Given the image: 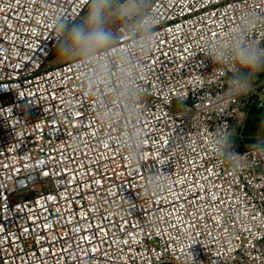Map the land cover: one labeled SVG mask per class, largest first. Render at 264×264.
Returning <instances> with one entry per match:
<instances>
[{"label":"built area","instance_id":"built-area-1","mask_svg":"<svg viewBox=\"0 0 264 264\" xmlns=\"http://www.w3.org/2000/svg\"><path fill=\"white\" fill-rule=\"evenodd\" d=\"M110 3L53 64L91 0H0V264H264V74L229 96L221 55L264 50V0Z\"/></svg>","mask_w":264,"mask_h":264},{"label":"clouds","instance_id":"clouds-1","mask_svg":"<svg viewBox=\"0 0 264 264\" xmlns=\"http://www.w3.org/2000/svg\"><path fill=\"white\" fill-rule=\"evenodd\" d=\"M111 7L110 0H91V4L85 13L82 24L73 25L68 29L69 35L62 49L57 51L59 58L71 56L88 57L98 50L105 48L113 39L111 30L108 27V13ZM140 8V4L133 0L123 11L126 14H134ZM151 24H156L152 20ZM60 27L67 26L61 24ZM149 24H145L147 29ZM152 39L151 36L148 37ZM230 64L234 67L231 78V85L228 89L229 96H243L252 90L255 79L264 74V50L252 44L237 42L227 53ZM66 62L71 63L70 60ZM226 132V131H225ZM219 139V137H217ZM231 138L225 135L224 146L227 147ZM219 155L224 153L218 149ZM231 151V149H229Z\"/></svg>","mask_w":264,"mask_h":264},{"label":"trees","instance_id":"trees-1","mask_svg":"<svg viewBox=\"0 0 264 264\" xmlns=\"http://www.w3.org/2000/svg\"><path fill=\"white\" fill-rule=\"evenodd\" d=\"M264 135V109L252 108L248 115L244 136L253 138Z\"/></svg>","mask_w":264,"mask_h":264},{"label":"rangeland","instance_id":"rangeland-1","mask_svg":"<svg viewBox=\"0 0 264 264\" xmlns=\"http://www.w3.org/2000/svg\"><path fill=\"white\" fill-rule=\"evenodd\" d=\"M68 35H67V37H68ZM67 37L65 38L63 43L60 45V47L58 48L57 51H59L60 49H62L64 47V45L66 43V40H67ZM76 57H79V56H71V57H66V58H59L57 56V52H56V60L53 62V64L61 63V62H64L66 60H70V59L76 58ZM261 109H264V108H261ZM247 120H248V118H247ZM246 124H247V121H246ZM246 124H245V127H246ZM245 127H244V132H245ZM261 136H264V135H261ZM253 139H254V137L252 139L248 138V137L244 136V133H243V138L240 140V143L237 144V145H241L242 142L247 143V142L253 141Z\"/></svg>","mask_w":264,"mask_h":264}]
</instances>
